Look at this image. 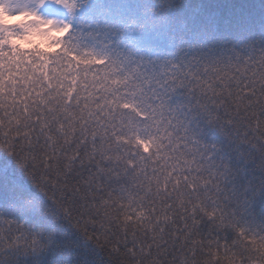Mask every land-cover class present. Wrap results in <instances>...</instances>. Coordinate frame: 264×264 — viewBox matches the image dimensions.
I'll return each instance as SVG.
<instances>
[{"label": "snow or ice", "instance_id": "1", "mask_svg": "<svg viewBox=\"0 0 264 264\" xmlns=\"http://www.w3.org/2000/svg\"><path fill=\"white\" fill-rule=\"evenodd\" d=\"M39 3L68 36L47 84L0 94V264H264V222L237 219L264 180L206 140L264 173V0ZM129 177L138 202L107 187Z\"/></svg>", "mask_w": 264, "mask_h": 264}, {"label": "trees", "instance_id": "2", "mask_svg": "<svg viewBox=\"0 0 264 264\" xmlns=\"http://www.w3.org/2000/svg\"><path fill=\"white\" fill-rule=\"evenodd\" d=\"M254 4H259L260 0H251ZM132 27L139 28L138 25H132ZM21 30L18 27L10 28L6 31L0 30V56L3 58L0 59V69H7L4 72L3 78L0 79V94H3L6 89L4 85L10 87L16 86L17 76H22L28 81L34 80L36 77H41L44 82L48 83V68L51 62V59L54 58L62 49L63 43L67 40V36L57 38L52 42V45L55 48L51 50L42 49L39 44L35 43L31 48L24 49L18 45H14L11 42L12 37L20 35ZM95 40H106L104 37H95L88 38V43H93ZM109 47H114L111 43ZM6 53V55H5ZM176 94L173 95L171 103H175ZM194 103V100L192 101ZM193 129L197 126L196 124L192 125ZM62 143L60 146L64 147L68 151H73L74 149L68 148L67 140L64 137H60ZM209 145L216 144L219 148L217 152V159L223 156L228 160L234 169H239L241 166L245 168V171L242 174L238 175V184H243L246 180L251 181L253 184H258L264 180V173H262L258 167L260 164V158L257 154L251 153L244 145L237 144L232 137L225 139L218 133L206 138ZM144 152H148V147L143 148ZM240 153H244L245 157H248V163H244L245 157H242ZM120 184L125 185L122 189L116 182H113L107 187L112 190L114 198H117L121 195L127 200L133 202H138V189L135 186L131 185V177L120 181ZM226 187H231L226 185ZM225 203V210H231L232 205L227 201ZM264 204L257 203L254 209L249 212H240L237 210V219L242 224H247L249 227H256L262 222H264ZM104 254L101 253V257Z\"/></svg>", "mask_w": 264, "mask_h": 264}, {"label": "rangeland", "instance_id": "3", "mask_svg": "<svg viewBox=\"0 0 264 264\" xmlns=\"http://www.w3.org/2000/svg\"><path fill=\"white\" fill-rule=\"evenodd\" d=\"M64 23L62 17L48 14L39 0H0V30L18 27L22 32L12 37L11 42L24 49L35 43L42 49H54L50 46L52 42L68 34L66 30L62 31Z\"/></svg>", "mask_w": 264, "mask_h": 264}]
</instances>
